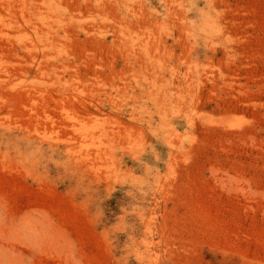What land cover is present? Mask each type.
I'll return each mask as SVG.
<instances>
[{
	"label": "rangeland",
	"instance_id": "374dc122",
	"mask_svg": "<svg viewBox=\"0 0 264 264\" xmlns=\"http://www.w3.org/2000/svg\"><path fill=\"white\" fill-rule=\"evenodd\" d=\"M0 264H264V0H0Z\"/></svg>",
	"mask_w": 264,
	"mask_h": 264
}]
</instances>
